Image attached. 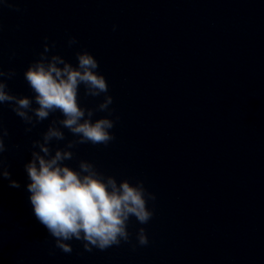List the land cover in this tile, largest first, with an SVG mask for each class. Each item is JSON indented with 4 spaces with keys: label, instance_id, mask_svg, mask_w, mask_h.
<instances>
[{
    "label": "clouds",
    "instance_id": "9594fccd",
    "mask_svg": "<svg viewBox=\"0 0 264 264\" xmlns=\"http://www.w3.org/2000/svg\"><path fill=\"white\" fill-rule=\"evenodd\" d=\"M44 41L43 51L23 74L33 96L12 94L7 81L16 76V71L0 67V105H9L28 125L25 132H31L53 114H60L50 120L40 139L31 142L32 158L24 166L30 181L27 191L34 216L54 238L55 247L67 254L73 251L69 243L72 240L80 241L87 252L93 248L104 251L121 242L130 243V219L135 217L137 223L147 224L154 215L148 202L155 201V194L145 188L142 180L118 182L116 177L105 175L90 161L80 160L78 170L65 163L74 159V149L80 145L106 147L116 139L110 130L119 117L110 118L114 110L110 108L113 97L108 94V82L98 71L99 62L87 50L75 53L77 63L73 65L53 52L55 41L49 43L47 36ZM77 44L76 37H68V47ZM81 86L85 97L103 95L102 102L94 108L81 106ZM97 112H107L108 116L93 120ZM64 129L73 139H67ZM8 136V129L0 123V176L9 180L10 187L19 188V182L11 179L3 158L8 151L5 144ZM54 141L66 142L62 148H53ZM136 240L141 246L149 243L143 227L138 229Z\"/></svg>",
    "mask_w": 264,
    "mask_h": 264
}]
</instances>
